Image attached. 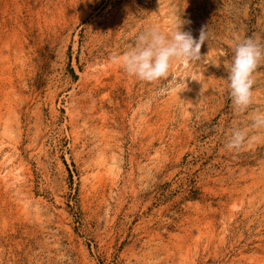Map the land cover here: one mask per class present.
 <instances>
[{
  "label": "rangeland",
  "instance_id": "374dc122",
  "mask_svg": "<svg viewBox=\"0 0 264 264\" xmlns=\"http://www.w3.org/2000/svg\"><path fill=\"white\" fill-rule=\"evenodd\" d=\"M180 16L199 61H114ZM247 37L264 0H0V264H264V61L247 110L227 80Z\"/></svg>",
  "mask_w": 264,
  "mask_h": 264
},
{
  "label": "clouds",
  "instance_id": "9594fccd",
  "mask_svg": "<svg viewBox=\"0 0 264 264\" xmlns=\"http://www.w3.org/2000/svg\"><path fill=\"white\" fill-rule=\"evenodd\" d=\"M190 23V20L177 17L170 32L157 25H150L138 34L134 47L113 59L129 75L142 81L168 79L172 76L174 62L191 63L202 57L201 46L206 40V29L201 28L199 38H194L191 31L182 30V25ZM232 47L234 55L227 68L228 88L234 108L242 112L253 102V73L261 61H264V41L247 37L238 39ZM251 127L264 128V112H257L253 116ZM247 135L244 129H233L226 148L239 150Z\"/></svg>",
  "mask_w": 264,
  "mask_h": 264
}]
</instances>
